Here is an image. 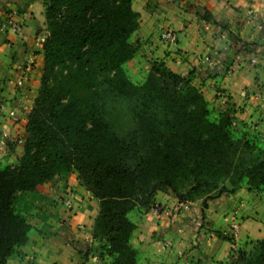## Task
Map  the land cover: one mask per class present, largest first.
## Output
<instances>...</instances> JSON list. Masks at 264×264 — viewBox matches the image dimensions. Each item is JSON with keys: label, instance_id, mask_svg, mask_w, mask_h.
<instances>
[{"label": "trees", "instance_id": "1", "mask_svg": "<svg viewBox=\"0 0 264 264\" xmlns=\"http://www.w3.org/2000/svg\"><path fill=\"white\" fill-rule=\"evenodd\" d=\"M44 7L48 37L23 153L0 168V264L31 230L15 212L16 196L62 171L99 201L92 251L112 264L137 263L128 215L149 211L156 194L202 201L206 210L243 183L249 192L264 188V150L256 154L247 133L235 136L228 109L210 119L193 71L178 75L153 62L141 83L127 76L140 25L132 0H46ZM229 264H264V239Z\"/></svg>", "mask_w": 264, "mask_h": 264}, {"label": "crops", "instance_id": "2", "mask_svg": "<svg viewBox=\"0 0 264 264\" xmlns=\"http://www.w3.org/2000/svg\"><path fill=\"white\" fill-rule=\"evenodd\" d=\"M43 3H6L21 10L26 25L23 38L0 37V142L6 143L0 148V168L15 166L23 153L25 125L40 83L37 40L46 33ZM132 8L140 16L139 29L130 37L138 51L126 65L140 63L143 76L141 60L147 71L153 62L178 75L193 71L210 108L228 109L235 130L244 127L247 138L264 137V0H132ZM166 30L175 34V43L161 39ZM67 191L76 195L70 209L60 199ZM256 196L243 183L234 194L209 201L206 210L197 201L178 212L182 202L156 194L154 203L163 212L128 215L136 226L129 243L136 264L231 263L239 251L264 239V207ZM14 208L31 230L8 264H112L86 240L99 201L75 174L62 171L37 192L18 194ZM233 224L238 225L234 242Z\"/></svg>", "mask_w": 264, "mask_h": 264}, {"label": "rangeland", "instance_id": "3", "mask_svg": "<svg viewBox=\"0 0 264 264\" xmlns=\"http://www.w3.org/2000/svg\"><path fill=\"white\" fill-rule=\"evenodd\" d=\"M7 1H9V0H0V37L8 35V34L14 35L12 33V31L9 30V29H6V28L2 29V25H3V22L6 20V17L9 15V13L12 12V11H15L17 13V20L16 21L22 24V35L18 36V37L19 38H23L24 27L26 25L23 13L21 12V10H18L16 8H13L11 6L6 5ZM45 3H46V0H44L43 4L45 5ZM44 10H45V7H44ZM44 19H45V13H44ZM44 26H45L44 29H45V32H46L45 35L41 36V38H39L37 40V43L39 44V49H41L43 47L45 39L48 37V32H47V28H46V20H45V25ZM14 36H17V35H14ZM141 63H143V66L145 67V69H143V72H144V74L147 75V73H146V72H148L147 69H146L147 65L144 64V62H142V60H141ZM135 64L136 63H131L129 65H125V71H126L127 76L131 79V81H135V83H136V82H138L141 79L144 80V76L146 77V75L143 76L142 67L138 66V65H140V63H138V65L136 67H135ZM41 68H42V57H41V62H40V66H39V71H38L39 75L41 74ZM139 70L141 71V76H137V74H136ZM133 74H134V78H132ZM210 109H211L210 119L211 120H216L218 118V115H219L218 114L219 112H218L217 108L216 107H212ZM243 130H244V127H241L239 131L236 130L235 131V136H240V134H242V132L247 131V130H245V131H243ZM261 135L260 136H254L253 138H250V140L256 144V149H257L256 152H255L256 154H259L261 151L264 150V137H262ZM21 138H22V136H21ZM5 145H6V143H5ZM5 145L2 147L3 149L5 148ZM0 148H1V145H0ZM255 193H257L256 199L258 201H261L260 204H262V206L264 207V188L261 189V190L256 191ZM179 207H178L177 210H179ZM182 212H185V211H182ZM246 218L249 219L248 216ZM233 226H235L236 229L238 230V225L237 224H233L232 227ZM237 233H238V231H237ZM237 233H236V235H237ZM231 235H232V233H231ZM236 235L235 236L232 235L231 237L234 239L236 237ZM232 241L234 242L235 239L232 240ZM256 242H258V241H255V243H253V244L251 243V247H249L248 249L243 250V251H239V252L240 253L242 252L243 254H245V256H250L253 253V250H254V248L256 246ZM232 252L234 254H236V250H233Z\"/></svg>", "mask_w": 264, "mask_h": 264}, {"label": "built area", "instance_id": "4", "mask_svg": "<svg viewBox=\"0 0 264 264\" xmlns=\"http://www.w3.org/2000/svg\"><path fill=\"white\" fill-rule=\"evenodd\" d=\"M17 13L15 11H12L9 13V15L6 17V20L3 22L2 29H9L12 31L14 35L21 36L22 35V24L17 22ZM161 39L164 42L167 43H175L176 37L175 34L171 30H166L162 33ZM1 148L5 145V141L2 140L0 142ZM75 193L73 191L65 192L61 196V202H63L64 206L68 209L72 208V202L75 198ZM189 209L188 203H181V206L179 207V212L187 211ZM151 210H153L155 213H161L163 212V208L160 205H154L152 206ZM80 230H83L82 227H80ZM232 235L235 236L237 233V229L235 226L231 227ZM86 240L88 242H92V237L87 236Z\"/></svg>", "mask_w": 264, "mask_h": 264}]
</instances>
